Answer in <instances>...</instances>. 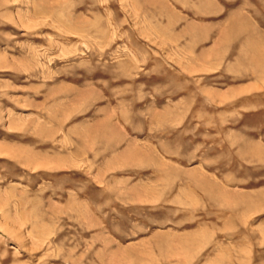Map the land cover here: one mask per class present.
I'll return each instance as SVG.
<instances>
[{
    "label": "rangeland",
    "instance_id": "rangeland-1",
    "mask_svg": "<svg viewBox=\"0 0 264 264\" xmlns=\"http://www.w3.org/2000/svg\"><path fill=\"white\" fill-rule=\"evenodd\" d=\"M0 264H264V0H0Z\"/></svg>",
    "mask_w": 264,
    "mask_h": 264
}]
</instances>
